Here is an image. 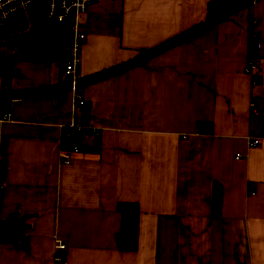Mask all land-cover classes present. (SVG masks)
<instances>
[{"label":"crops","instance_id":"1","mask_svg":"<svg viewBox=\"0 0 264 264\" xmlns=\"http://www.w3.org/2000/svg\"><path fill=\"white\" fill-rule=\"evenodd\" d=\"M207 1L88 4L77 22L87 128L68 162L58 138L80 112L62 66L13 61L0 220L23 217L24 243L0 242V264H264V0H218L204 24ZM249 28L260 49L245 73ZM120 201L138 207L132 250L118 244Z\"/></svg>","mask_w":264,"mask_h":264},{"label":"trees","instance_id":"2","mask_svg":"<svg viewBox=\"0 0 264 264\" xmlns=\"http://www.w3.org/2000/svg\"><path fill=\"white\" fill-rule=\"evenodd\" d=\"M217 2L218 0L207 1L204 24L216 20L219 15ZM68 43L66 24L63 21L54 22L45 18L43 0H33L25 10L5 20L0 27V44L10 50L15 48V53L7 56L0 52V114L8 109L10 99L14 95L10 80L17 74V70L13 66V61L42 60L62 66ZM55 93L57 94L56 91ZM87 109L88 103L84 100L79 109L78 120L81 123H84L88 115ZM201 128L199 124V129ZM70 144H75L77 149H81L77 135H73ZM220 193V182L212 181L209 196V211L212 215H218L220 212ZM116 210L120 214L118 244L121 248L132 250L136 247L138 207L136 203L120 201L116 204ZM15 218L17 216L12 215L8 220H0V242L24 243L18 234L21 229H14L12 221Z\"/></svg>","mask_w":264,"mask_h":264},{"label":"built area","instance_id":"3","mask_svg":"<svg viewBox=\"0 0 264 264\" xmlns=\"http://www.w3.org/2000/svg\"><path fill=\"white\" fill-rule=\"evenodd\" d=\"M33 0H0V27L5 20L11 15L22 12L27 8ZM96 0H43L44 16L47 20L63 21L66 24L68 32L69 43L66 50V57L62 63L63 75L67 90L72 98V110H78L84 103V98L79 91L78 68L80 53L79 49L84 40V33L78 28L79 17L87 10L89 3ZM253 21V20H252ZM246 41V55L244 60L243 71L249 73L256 64L258 52L260 49V41L257 33L251 28L248 29ZM0 52L3 55L12 56L15 53V48L7 49L0 46ZM11 115L6 110L0 114V121L9 120ZM87 127L78 119H74L70 123L61 126L59 134V157L63 162L69 161V153L77 149L76 145L70 144V139L73 135H77L84 131ZM258 138H251L249 145H255ZM1 185V183H0ZM14 224V221H12ZM55 252L53 253V260L62 262L63 257L58 251H62L65 247L60 240L54 241Z\"/></svg>","mask_w":264,"mask_h":264},{"label":"water","instance_id":"4","mask_svg":"<svg viewBox=\"0 0 264 264\" xmlns=\"http://www.w3.org/2000/svg\"><path fill=\"white\" fill-rule=\"evenodd\" d=\"M23 217H17L14 219V229H21L24 227V224L22 223Z\"/></svg>","mask_w":264,"mask_h":264},{"label":"rangeland","instance_id":"5","mask_svg":"<svg viewBox=\"0 0 264 264\" xmlns=\"http://www.w3.org/2000/svg\"><path fill=\"white\" fill-rule=\"evenodd\" d=\"M0 46H2V47H3V45H1V44H0Z\"/></svg>","mask_w":264,"mask_h":264}]
</instances>
